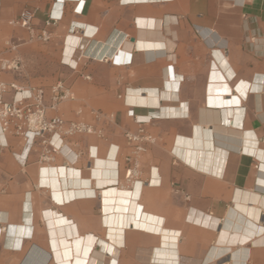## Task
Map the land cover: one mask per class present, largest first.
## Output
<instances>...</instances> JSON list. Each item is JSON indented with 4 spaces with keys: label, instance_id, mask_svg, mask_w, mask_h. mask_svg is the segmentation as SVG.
<instances>
[{
    "label": "crops",
    "instance_id": "obj_1",
    "mask_svg": "<svg viewBox=\"0 0 264 264\" xmlns=\"http://www.w3.org/2000/svg\"><path fill=\"white\" fill-rule=\"evenodd\" d=\"M53 8L62 20L34 48L16 21ZM10 46L24 68L3 80L50 105L61 65L76 99L48 115L104 137L55 138L45 166L0 134V264H264V0H0V59ZM140 129L156 144L131 186L125 134ZM101 172L117 183L98 187Z\"/></svg>",
    "mask_w": 264,
    "mask_h": 264
},
{
    "label": "built area",
    "instance_id": "obj_2",
    "mask_svg": "<svg viewBox=\"0 0 264 264\" xmlns=\"http://www.w3.org/2000/svg\"><path fill=\"white\" fill-rule=\"evenodd\" d=\"M54 8L41 26L35 23L36 12L30 9H24L20 13L16 24L28 33L31 40L49 43L53 35L52 28L63 17V11L60 15H55ZM74 30L75 28L71 27L70 31ZM17 49V46H10L9 50L16 52V55L0 59V134L12 135L24 142V150L17 156L19 160L26 163L30 152L39 148L41 162L48 166L54 161V156L60 153V147L53 142L55 138L66 140L76 135L104 137L101 130L85 122L68 121L60 116L48 115V108L56 110L60 104L76 99L75 93L65 82L57 81L50 87V105H47L44 87L26 89L15 79L13 81L2 79L3 75L22 74L24 67ZM84 79L90 81L91 77L86 75ZM125 137L133 153V157L128 159L133 162V167L127 169L125 180L132 185L140 166L139 156L156 144V138L144 129H140L136 134L128 132Z\"/></svg>",
    "mask_w": 264,
    "mask_h": 264
},
{
    "label": "bare ground",
    "instance_id": "obj_3",
    "mask_svg": "<svg viewBox=\"0 0 264 264\" xmlns=\"http://www.w3.org/2000/svg\"><path fill=\"white\" fill-rule=\"evenodd\" d=\"M80 39V38H79ZM78 39V40H79ZM119 40V39H118ZM117 41V40H116ZM70 49V48H69ZM87 49V48H86ZM112 49V48H111ZM83 51V50H82ZM130 54V53H129ZM110 171V170H109ZM103 172V171H102ZM102 172L101 173H99L100 175H97V176H95L96 177V181H97V183H98V187H103L104 185H108V184H111V183H117V181H115V180H104L103 179V174H102ZM97 174V173H96ZM109 174V173H108ZM73 182H75V183H77V181H75V180H73ZM137 181L136 180H133L132 181V185L131 186H133L135 183H136ZM151 182H149V184H150ZM119 186V185H118ZM142 186V185H141ZM113 188V187H112ZM116 188H118V187H116ZM119 188H122V187H119ZM88 191V194L90 193L91 195H95V189L94 190H87ZM124 192H125V190H124ZM131 195V194H130ZM251 198H253V197H251ZM130 199V198H129ZM259 200H260V197H259ZM253 201V200H252ZM256 202V201H255ZM259 202V201H258ZM261 202V201H260ZM263 203V202H262ZM115 205V204H114ZM128 205H129V203H128ZM119 207H120V205H119ZM125 207V206H124ZM241 207H244V206H241ZM126 208H127V206H126ZM239 208V207H238ZM110 209V208H109ZM239 209H241V211L245 214H247L248 216H251V213H254V212H249V209L248 208H239ZM238 209V210H239ZM255 210V209H254ZM51 212V211H50ZM127 212V211H126ZM126 214V213H125ZM116 215V214H115ZM119 215V214H118ZM117 215V216H118ZM254 215V214H253ZM58 216V215H57ZM120 217V216H119ZM122 217V216H121ZM252 217V219L253 218H255L256 220H258L259 222H260V214L256 211V215H255V217H253V216H251ZM114 218V217H113ZM235 219V218H234ZM52 220V219H51ZM116 220V219H115ZM121 222V221H120ZM113 223V222H112ZM123 223V222H122ZM114 224H116V222L114 223ZM131 224V223H130ZM142 224V226H143V223H141ZM67 225V224H66ZM119 225V224H118ZM117 226V224L115 225V227ZM122 226V225H121ZM146 226V225H145ZM148 227V226H147ZM146 227V228H147ZM122 228V227H121ZM258 228V227H257ZM256 228V229H257ZM262 228V227H261ZM112 230V229H111ZM7 231V227L5 228V232ZM10 233L11 234H14V235H19V236H22V237H25V236H27V237H29L30 235H32V232H31V229H29V228H27L26 226H19V227H17V226H11V228H10ZM120 231H122V230H120ZM262 231H263V229H262ZM258 234H259V232H258ZM11 238H12V236H11ZM244 238V237H243ZM263 238V237H262ZM245 239V238H244ZM244 239H242V240H244ZM11 240V239H10ZM9 240V241H10ZM55 240V239H54ZM19 239H17V246H18V243H19ZM56 241V240H55ZM244 241H246V240H244ZM256 241V240H255ZM11 242H12V244L15 242V238L14 239H12L11 240ZM22 242V241H21ZM22 244V243H21ZM171 244V243H170ZM10 245H11V243H10ZM69 245V244H68ZM70 245H72L71 243H70ZM14 247H15V245H14ZM13 247V248H14ZM63 247H64V245H63ZM23 248V247H22ZM55 249V248H54ZM66 249V248H65ZM64 250V249H63ZM40 253H42V254H44L43 252H41L40 251ZM39 255V254H38ZM54 255V254H53ZM75 257V256H74ZM69 259V258H68ZM79 259V258H78ZM74 260V259H73ZM50 262V261H49ZM76 263V262H75ZM84 264V263H83Z\"/></svg>",
    "mask_w": 264,
    "mask_h": 264
},
{
    "label": "rangeland",
    "instance_id": "obj_4",
    "mask_svg": "<svg viewBox=\"0 0 264 264\" xmlns=\"http://www.w3.org/2000/svg\"><path fill=\"white\" fill-rule=\"evenodd\" d=\"M42 42H39V41H36L35 43H33V47L34 48H37L38 47V44H41ZM60 59H61V54H60ZM43 66L46 67V69L48 71H50L51 69H55V64L51 63L50 62V54L48 53L47 54V57H46V62L44 63L43 62ZM63 68L61 65H59V78H58V81H63L66 83V80H65V77L63 76ZM19 76H17L18 78ZM52 80H42V84L43 86L46 85V83H50ZM53 81H56V80H53ZM6 260V257L5 256H0V262L2 261H5Z\"/></svg>",
    "mask_w": 264,
    "mask_h": 264
}]
</instances>
